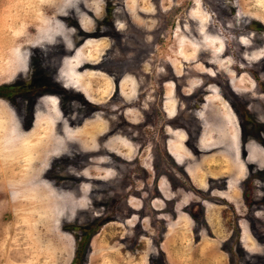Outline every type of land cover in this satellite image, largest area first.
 I'll use <instances>...</instances> for the list:
<instances>
[{
  "label": "rangeland",
  "instance_id": "rangeland-1",
  "mask_svg": "<svg viewBox=\"0 0 264 264\" xmlns=\"http://www.w3.org/2000/svg\"><path fill=\"white\" fill-rule=\"evenodd\" d=\"M0 264H264V0H0Z\"/></svg>",
  "mask_w": 264,
  "mask_h": 264
},
{
  "label": "trees",
  "instance_id": "trees-1",
  "mask_svg": "<svg viewBox=\"0 0 264 264\" xmlns=\"http://www.w3.org/2000/svg\"><path fill=\"white\" fill-rule=\"evenodd\" d=\"M1 94V93H0Z\"/></svg>",
  "mask_w": 264,
  "mask_h": 264
}]
</instances>
